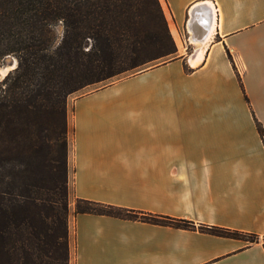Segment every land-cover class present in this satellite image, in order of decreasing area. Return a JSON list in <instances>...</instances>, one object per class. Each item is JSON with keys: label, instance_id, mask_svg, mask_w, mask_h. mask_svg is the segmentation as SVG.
Returning a JSON list of instances; mask_svg holds the SVG:
<instances>
[{"label": "crops", "instance_id": "1", "mask_svg": "<svg viewBox=\"0 0 264 264\" xmlns=\"http://www.w3.org/2000/svg\"><path fill=\"white\" fill-rule=\"evenodd\" d=\"M160 2L176 58L68 98L71 264H264V0ZM76 198L259 240L75 214Z\"/></svg>", "mask_w": 264, "mask_h": 264}, {"label": "trees", "instance_id": "2", "mask_svg": "<svg viewBox=\"0 0 264 264\" xmlns=\"http://www.w3.org/2000/svg\"><path fill=\"white\" fill-rule=\"evenodd\" d=\"M176 52L160 0H0V64L16 60L0 80V264H71L68 97L167 63ZM74 213L259 240L81 198Z\"/></svg>", "mask_w": 264, "mask_h": 264}, {"label": "rangeland", "instance_id": "3", "mask_svg": "<svg viewBox=\"0 0 264 264\" xmlns=\"http://www.w3.org/2000/svg\"><path fill=\"white\" fill-rule=\"evenodd\" d=\"M162 5V4H161ZM163 7V6H162ZM165 14V13H164ZM165 17H166V19H167V22H168V20H169V23H168V26H169V30H170V32H171V34H172V37H173V39H174V36H175V39L177 40V42H178V44H179V46L181 45V43H180V39H179V36H178V32H177V29H176V27H175V24H174V20L171 18V16H170V14L168 13V11H167V9H166V15H165ZM170 24V25H169ZM175 39H174V41H175ZM175 44H176V41H175ZM176 47H177V44H176ZM163 62V60H158V61H155V62H153V63H151V64H160V63H162ZM15 68L16 67V60L14 59V58H12V57H8V58H6L1 64H0V69H5V74H3L2 73V71L0 72V80H2L4 77H5V75L9 72V71H11L12 70V68ZM13 68V69H14ZM139 73V72H138ZM136 74V73H135ZM131 75H133V74H131L130 72L129 73H125V74H122V75H120L119 77H117L116 79H115V81L116 80H119V79H122V78H125V77H128V76H131ZM104 83H98V84H93L92 86H90V87H88V88H86V89H81L80 91H78V92H76V93H74V94H71L70 96H73V97H75V96H79L80 94H82V93H84V92H86V91H88V90H91V89H95V88H100L102 85H103ZM69 96V97H70ZM68 97V98H69ZM69 136H70V134H69ZM69 140H70V138H69Z\"/></svg>", "mask_w": 264, "mask_h": 264}, {"label": "water", "instance_id": "4", "mask_svg": "<svg viewBox=\"0 0 264 264\" xmlns=\"http://www.w3.org/2000/svg\"><path fill=\"white\" fill-rule=\"evenodd\" d=\"M195 11V10H194ZM191 14H192V18L194 19V22L196 21V18H197V16H198V13H199V7L198 8H196V12H190ZM196 23V22H195ZM194 27H196V28H194V31H195V29H197V25L196 24H194ZM14 68V67H13ZM12 68V69H13Z\"/></svg>", "mask_w": 264, "mask_h": 264}, {"label": "bare ground", "instance_id": "5", "mask_svg": "<svg viewBox=\"0 0 264 264\" xmlns=\"http://www.w3.org/2000/svg\"><path fill=\"white\" fill-rule=\"evenodd\" d=\"M193 34V33H192ZM199 45V44H198ZM199 56L197 57L196 60L192 61V63H196V61H198V59H200V53L198 54ZM202 56V55H201ZM2 71L3 74H5V69H0V72Z\"/></svg>", "mask_w": 264, "mask_h": 264}]
</instances>
